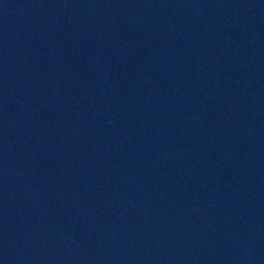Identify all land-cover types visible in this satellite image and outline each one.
Wrapping results in <instances>:
<instances>
[{
    "label": "water",
    "instance_id": "water-1",
    "mask_svg": "<svg viewBox=\"0 0 264 264\" xmlns=\"http://www.w3.org/2000/svg\"><path fill=\"white\" fill-rule=\"evenodd\" d=\"M0 264H264V0H0Z\"/></svg>",
    "mask_w": 264,
    "mask_h": 264
}]
</instances>
